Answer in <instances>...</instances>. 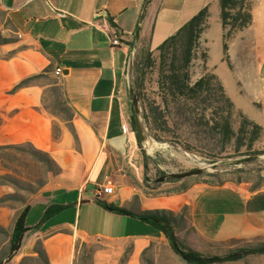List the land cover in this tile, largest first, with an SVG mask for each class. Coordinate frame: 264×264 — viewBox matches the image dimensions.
Instances as JSON below:
<instances>
[{"label": "crops", "instance_id": "0c3cea01", "mask_svg": "<svg viewBox=\"0 0 264 264\" xmlns=\"http://www.w3.org/2000/svg\"><path fill=\"white\" fill-rule=\"evenodd\" d=\"M144 1L0 0V33L11 38L0 43V146L31 144L47 152L60 167L54 186L36 196L41 200L25 217L29 230L12 257L15 261L39 243L49 264H73L76 241L93 238L116 245V250H97L93 264H119L127 248L123 264H142L143 251L155 240L162 241L170 259L155 260L153 264H175V253L161 231L136 217L111 212L93 196L84 194L106 177L112 180L114 191L106 194L110 197L100 199L108 204L133 212L165 209L177 215L186 208L182 218L187 219L185 230L189 227L190 231L187 246L200 253L205 244L232 249L240 247L237 243L256 242L261 236L264 240V187L252 188L248 181L235 180L194 183L169 193L158 192L156 187L143 188L142 179L148 177L144 155L131 132L126 78L135 53L155 55L165 38L207 6L208 26L199 38L207 54L205 69L218 78L235 111L260 126L257 144L264 149V0H252L249 25L226 38V56L218 0H151L135 41ZM108 18L117 26L121 45L111 44L114 34ZM199 62L193 59L191 65ZM45 68L62 86L72 109L70 122L76 137L65 120L44 109L47 84L40 79L10 91L20 80ZM56 68L61 69L58 76L53 74ZM195 72L196 67L191 66V78L196 80L202 74ZM53 120L60 128L57 139L52 136ZM61 191L66 197L54 202ZM83 199L88 201L80 202ZM84 203H89L98 216L89 215L83 224L80 217ZM55 204L64 207L41 221L45 209ZM37 207V215L30 220ZM61 211L69 214L52 220ZM99 222H106L108 227L88 229ZM115 227L118 233L113 231ZM179 263L187 264L182 259Z\"/></svg>", "mask_w": 264, "mask_h": 264}, {"label": "rangeland", "instance_id": "374dc122", "mask_svg": "<svg viewBox=\"0 0 264 264\" xmlns=\"http://www.w3.org/2000/svg\"><path fill=\"white\" fill-rule=\"evenodd\" d=\"M146 56L147 53L144 51L142 53H135L126 70L130 103L131 93L140 83L144 126L149 137V142L146 147H142L137 142V147L144 155L145 175L148 177V180H145L144 177L142 179L143 188L153 189L156 187L158 188V192L169 193L171 191H180L181 188L194 183L219 184L238 179L248 181L250 185L258 183L260 185L259 187H264V152H262L264 149L257 144V140L249 146L248 137L250 134L249 131L251 130L250 127L247 128L246 132L239 134L237 136L238 139L234 135L229 141L222 143L219 133H213L209 128L198 124L201 105H195L196 113L192 121H186L183 117L176 116L174 110L171 108L168 111L167 109L165 110L158 88L157 53L151 56L153 64L144 68L143 64ZM196 58L199 62V57ZM191 66L196 67V75H203L205 71L202 66L200 67V62L190 65L189 76L190 82L192 83L195 79L191 78ZM52 79L54 78L48 75V77L41 78L40 81L47 84ZM45 96L49 104L52 98L48 92L45 93ZM151 103L160 106L163 112L164 117L158 119L157 122H147L145 119L147 105ZM164 121L167 123V129H163L162 127ZM239 121L240 117L234 109L232 111L231 128L235 134H237ZM156 136H159L160 139H156ZM237 143L239 146H237ZM1 153L3 154V159L0 160V260L4 264H43V261L37 257L34 251L35 248L40 247L39 243L34 244L33 250L31 249L30 251L27 249L25 256L21 260L15 261L16 259L14 258L7 262L9 238L15 218L21 209L44 190L52 188L54 186V177L58 173H53L54 169L44 160L42 154L31 153L28 144L17 145L2 150ZM253 155H261V157L259 159L242 161L236 165L221 163L223 161L247 158ZM195 167L203 168L204 172L182 179L166 178L157 181V178L163 174L180 172ZM93 191V189L87 190L84 194L90 198L93 196ZM63 194L64 191L56 193L57 198L54 202H58L59 199L66 197L65 195L63 197ZM107 196L110 197V195H103L106 198ZM84 204L80 217L81 223L83 224L89 215L94 217L98 216V213L95 212L89 203ZM185 209H182V213L177 215L178 221L174 225V230L178 233L177 238H179L180 244L183 247H188L187 237L190 231L188 230L189 227L185 230L187 219L179 218L180 216H184ZM38 210V207L32 210L29 217L30 220L37 215ZM68 214L69 211H61L52 220L65 218ZM106 227H108L106 222H99L97 225H90L88 229L95 231L104 230ZM113 231L118 233L120 230L118 227H115ZM260 243H264L262 236L256 242H240L237 245L247 247ZM103 248L116 250V245H107V243L99 242L93 238L78 239L75 243V258L73 264H93L94 253ZM227 250L229 249L226 247L219 248L218 246L205 244V249L202 254H223ZM127 253L128 248L121 256L119 264H123L124 260L127 259ZM166 258L169 260L170 256H166L165 246L162 241L155 240L143 251L141 262L142 264H153L155 260ZM172 258L175 264H180L181 259L178 255L174 254ZM241 262L222 264H263L264 253L246 255Z\"/></svg>", "mask_w": 264, "mask_h": 264}, {"label": "trees", "instance_id": "16d2710c", "mask_svg": "<svg viewBox=\"0 0 264 264\" xmlns=\"http://www.w3.org/2000/svg\"><path fill=\"white\" fill-rule=\"evenodd\" d=\"M251 3L252 0H218L220 19L223 29H225V33L223 34V52L225 56L227 51L226 38L234 32L247 27L251 22ZM208 15V7L205 6L182 24L174 33L165 38L156 48L158 88L163 108L165 110L167 109V111L171 108L174 110L176 116L183 117L186 121H192L196 113L195 107L201 105V112L198 117L199 125L209 128L213 133H219L222 143H226L234 135L237 138L239 134L246 132L247 128L250 127L251 130L249 131L250 134L248 137V144L250 146L252 142L259 138L261 134L260 126L238 111L237 113L240 117V121L237 134L234 133L231 128L232 111L234 110L233 103L225 94L223 86L218 78L205 69L207 54L201 49L199 38L201 33L208 26ZM108 21L111 32L117 35L118 30L115 22L112 18H108ZM9 41H11V38L2 37L0 33V43ZM151 56V53L148 52L146 58H144V68L153 64ZM196 57H199L205 73L191 83L189 69L192 60ZM49 70V68H45L41 73L33 74L20 80L10 91L13 92L23 86L35 83L41 78L48 77ZM46 92H48L52 98L49 104L45 96ZM43 107L54 117L65 120V125L75 136L72 123L70 122L73 114L72 109L64 97L62 86L56 79H52L48 82L44 89ZM162 113L160 106L151 103L147 105L145 119L147 122H157L158 119L164 117ZM132 120L131 116V124L134 130ZM162 125L163 129H167L166 121H164ZM59 135V124L57 121L53 120L52 136L54 139H57ZM156 139H160L159 136H156ZM28 145L30 146L31 153L42 154L44 160L54 169L53 173H59L60 167L47 152L36 149L31 144ZM237 146H239V144ZM12 147L14 146H0V160L3 159L1 151ZM262 152H264V150ZM238 181H241V179H238ZM259 186L260 185L256 183L251 187L256 188ZM94 198L103 208L111 212L136 217L161 231L168 240L172 251L187 264L223 263L242 259L249 254L264 253V243H260L254 246L232 248L225 251L223 254H202L189 247H183L180 244L174 232V225L178 221V216L172 211L165 209H150L133 212L124 207L108 204L100 198ZM39 200H41V198L35 197L21 209L15 218L9 238L7 262L12 259L22 246L26 232L29 230L25 225V217L30 207ZM63 207V204H55L47 207L41 221L46 220L55 212L63 209ZM181 217L182 216L179 218ZM34 251L37 257L43 261V264H49L47 256L41 247L35 248ZM0 264H4L2 260H0Z\"/></svg>", "mask_w": 264, "mask_h": 264}, {"label": "water", "instance_id": "95a60500", "mask_svg": "<svg viewBox=\"0 0 264 264\" xmlns=\"http://www.w3.org/2000/svg\"><path fill=\"white\" fill-rule=\"evenodd\" d=\"M150 2L151 0H145L142 5L141 12L138 18V23H137L135 33H134L135 41H138L139 39L141 26H142V23H143V20L146 15L147 8ZM131 106H132V119H133L132 121L134 125L135 135L138 139L139 144L142 147H146L149 142V137L147 135V132L144 126L143 102L141 98L140 83L136 86V88L131 93ZM260 157L261 155H253L251 157L233 159L229 161H223L221 163L236 165V164L241 163L242 161L259 159ZM203 172H204V169L200 167H195V168H191V169L180 171V172H169L159 177L157 181H161L165 177L182 179V178L189 177L192 175L202 174ZM87 201L88 199H83L80 202H87Z\"/></svg>", "mask_w": 264, "mask_h": 264}, {"label": "built area", "instance_id": "2783aa9c", "mask_svg": "<svg viewBox=\"0 0 264 264\" xmlns=\"http://www.w3.org/2000/svg\"><path fill=\"white\" fill-rule=\"evenodd\" d=\"M111 44L113 46L121 45L122 44V41L120 40V37L119 36H117V35H111ZM60 73H61V69L60 68H56L54 70V72H53V74L55 76L60 75ZM131 132L132 133H135L133 130ZM113 191H114L113 182H112V180L110 178L106 177L101 184L97 185L94 188L93 197L100 198L103 195L112 194Z\"/></svg>", "mask_w": 264, "mask_h": 264}, {"label": "flooded vegetation", "instance_id": "af4514ba", "mask_svg": "<svg viewBox=\"0 0 264 264\" xmlns=\"http://www.w3.org/2000/svg\"><path fill=\"white\" fill-rule=\"evenodd\" d=\"M163 175H164V174H163ZM161 176H162V175H161ZM161 176H160V177H161ZM166 178H169V177H165L164 179H166ZM157 179H158V178H157Z\"/></svg>", "mask_w": 264, "mask_h": 264}, {"label": "bare ground", "instance_id": "6f19581e", "mask_svg": "<svg viewBox=\"0 0 264 264\" xmlns=\"http://www.w3.org/2000/svg\"><path fill=\"white\" fill-rule=\"evenodd\" d=\"M157 145H158V144H157ZM155 147H156V146H155ZM155 147H154V148H155ZM160 148H161V147H160ZM151 150H152V149H151ZM154 150H155V149H154ZM148 151H149V150H148ZM204 166H205V165H204ZM202 167H203V166H202Z\"/></svg>", "mask_w": 264, "mask_h": 264}]
</instances>
